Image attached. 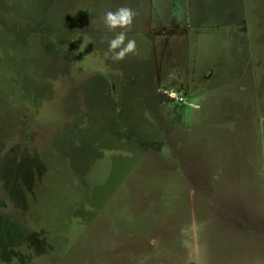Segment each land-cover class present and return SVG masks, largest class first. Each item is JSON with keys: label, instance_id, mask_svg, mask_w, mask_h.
I'll return each instance as SVG.
<instances>
[{"label": "rangeland", "instance_id": "1", "mask_svg": "<svg viewBox=\"0 0 264 264\" xmlns=\"http://www.w3.org/2000/svg\"><path fill=\"white\" fill-rule=\"evenodd\" d=\"M117 3L0 0V264H264V0Z\"/></svg>", "mask_w": 264, "mask_h": 264}, {"label": "clouds", "instance_id": "2", "mask_svg": "<svg viewBox=\"0 0 264 264\" xmlns=\"http://www.w3.org/2000/svg\"><path fill=\"white\" fill-rule=\"evenodd\" d=\"M137 15L136 11L127 6H120L115 11L108 10L104 13V27L107 31L115 33L113 38L108 40V49L104 54L106 58L119 62L129 55L136 54V41L128 38V32L132 30ZM193 107L199 106L193 105Z\"/></svg>", "mask_w": 264, "mask_h": 264}, {"label": "crops", "instance_id": "3", "mask_svg": "<svg viewBox=\"0 0 264 264\" xmlns=\"http://www.w3.org/2000/svg\"><path fill=\"white\" fill-rule=\"evenodd\" d=\"M123 1V0H122ZM117 4L119 5V0H117ZM225 22H223V24H225V25H227V24H230V18H228V17H224V18H222ZM217 24H218V22H217ZM230 35V33L228 34V36ZM228 36H227V38L226 39H229L228 38ZM165 41V40H164ZM177 43H179V41H176ZM154 46H156V41L154 42ZM231 53H233V51L232 52H230V53H228L227 55H226V60H220V61H218V59L216 60L217 61V63H216V67H217V69H218V74L220 75V73L221 72H223L224 73V78H227V79H223V82L224 81H227L229 78H231V79H229V80H234L235 79V76H234V71L232 70V65L230 64V63H232L231 61H232V54ZM222 55V54H221ZM223 57H224V55H222ZM224 64H226L225 66H224ZM227 64H228V67H226L227 66ZM156 77L158 78V80L160 79V81H161V77H160V75L157 73V75H156ZM212 80V79H211ZM231 82H233L234 83V81H231ZM228 84H229V82L227 81L224 85H223V87H227L228 86ZM213 88L215 89V90H211L212 89V83H211V87H209L205 92H197V96H196V99H198L199 97H201V95H203V94H207V93H211V92H215V94L214 93H212V96H214V97H216L217 98V101L218 102H220L221 103V99L219 98V91L221 90H219V88H220V86L219 85H213ZM185 90H187V89H185L184 87H180V92H178V93H180L181 95H183L184 94V92H185ZM164 96V97H163ZM213 97V98H214ZM156 100H157V102L158 103H160L161 101L164 103V102H166V98H165V95H164V91H160V92H158V95L156 96ZM161 102V103H162ZM157 107V106H156ZM159 107V106H158ZM191 107H193V106H190V105H183V110L182 111H186V110H188L187 108H191ZM195 109V108H194ZM198 109H199V107H198ZM197 110V109H196ZM203 110H205V112L206 113H209V109L208 108H206V109H203ZM202 110V111H203ZM181 111V112H182ZM228 113V112H227ZM181 114H183V113H181ZM183 116V115H182ZM224 117H228V115L225 113V116ZM215 123V122H214ZM216 125V124H215ZM208 128H211L209 131H206V130H204L205 132L204 133H200V134H207V133H211V134H214V132H212L211 130L212 129H214L215 127H208Z\"/></svg>", "mask_w": 264, "mask_h": 264}, {"label": "built area", "instance_id": "4", "mask_svg": "<svg viewBox=\"0 0 264 264\" xmlns=\"http://www.w3.org/2000/svg\"><path fill=\"white\" fill-rule=\"evenodd\" d=\"M165 98H166V102L168 104L171 103H178V104H182L184 102V97L183 95H181L180 93H174V92H169V93H164Z\"/></svg>", "mask_w": 264, "mask_h": 264}]
</instances>
